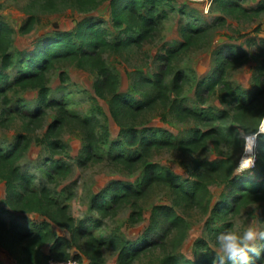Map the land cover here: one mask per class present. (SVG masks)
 Segmentation results:
<instances>
[{"label":"rangeland","instance_id":"374dc122","mask_svg":"<svg viewBox=\"0 0 264 264\" xmlns=\"http://www.w3.org/2000/svg\"><path fill=\"white\" fill-rule=\"evenodd\" d=\"M236 2L248 6L254 1L250 4L247 0ZM156 8L161 17L157 31L149 40L140 44L130 43L117 50L106 49L102 56L116 76L118 93L135 104L152 96L153 90L145 81L152 79L159 57L165 55L167 49L179 48L183 27H202V31L194 32L193 44L178 49L169 59L164 76L168 94L165 102L151 101L137 113L113 111L107 92L98 94L93 90V69L79 66L74 61H57L44 75L47 96L51 102L62 104L65 116H70L54 127L56 134L53 137L62 141V149L49 150L41 137L48 123L60 118L59 110L56 105L48 104L41 115L34 117L38 122L29 119L37 102V90L12 84V77L19 70H29L19 53L51 36L54 29H71L84 15L98 16L99 26L106 30L109 38L116 35L121 38L124 34L135 37L137 28L118 32L120 29L110 20L107 0L88 10L78 9L67 0H0V20L11 27L7 48L9 63L0 68L5 74L0 79V147L9 146L18 132L27 136V145L17 160L19 167L34 175V184L46 185L54 200L65 203L76 221L82 219L90 223L91 235L99 243H105L100 246L102 264H116L115 243L123 239L138 246L143 244L131 264H160L161 258L169 254L201 264L198 243H206L209 255L214 259L216 235L226 231L224 221H230V229L237 232H243L251 222L264 228L263 201L260 200L243 203L236 210L214 212L213 208L224 191L223 181L214 172H206L202 177L208 193L200 205L177 202L169 187L162 183L140 188L142 166L148 161L159 163L184 182L197 178L201 173L196 165L200 159L225 157L236 172L243 149L236 135L237 129L242 127L230 119L235 99L221 96L215 89L200 103L195 99L194 89L198 82L207 79L218 62H223L226 80L243 90L240 97L244 101H254L253 111L244 120L248 125L255 123L259 113L261 115L264 111V92L258 97H250L253 76L257 73L258 64L264 60V12L255 15L238 11L227 13L220 9L219 0H161ZM176 70L182 71L183 81L176 94L177 103L205 116L209 112L220 111L227 112V115L210 123L204 121V116L203 120L175 119L171 112V101L175 96L171 80ZM74 117L90 119L95 143L92 155L87 159L82 148L84 129ZM209 126L221 128L223 137L219 140L210 138L194 151L151 147L142 155L139 146L126 142L130 129L138 135L154 132L160 136L167 132L172 139H182L189 137L195 129ZM120 155H141V158L131 167H125L115 160V156ZM255 155V167L239 175L259 176L257 169L264 167V138L260 139ZM50 159L63 162L68 167L67 173L63 176L50 174L47 168ZM115 180L134 188L135 194L104 213L89 208L91 196ZM154 204H168L183 217L185 230L182 239H176L174 229L163 217L151 212ZM0 216L21 231L29 228L32 222L48 220L53 233L68 239L69 256L77 264L88 261L89 246L84 235L74 237L68 228L36 211L12 208L4 202L2 181ZM155 236L158 238L153 241ZM18 255V246L6 247L0 243V264H19ZM259 264H264V260H259Z\"/></svg>","mask_w":264,"mask_h":264},{"label":"trees","instance_id":"16d2710c","mask_svg":"<svg viewBox=\"0 0 264 264\" xmlns=\"http://www.w3.org/2000/svg\"><path fill=\"white\" fill-rule=\"evenodd\" d=\"M71 5L78 9L88 10L95 8L103 0H67ZM109 17L114 26L120 29L118 32H125L133 27L137 28L135 37L130 34H124L123 37L116 35L109 38L106 30L99 26L100 18L93 14L84 15L75 21L71 29H54L52 35L44 40H39L30 50L21 51V57L27 63L29 70H19L12 77V84L20 87H34L37 90V102L32 110L29 119L38 122L37 117L44 111V107L53 104L58 107L59 117L48 123L41 137V141L49 150L62 149L63 143L58 138L53 137L56 134L54 127L57 122H62L70 115H66L65 107L57 102L50 101L47 96V86L44 81L45 72L57 61H74L79 66H87L94 70L95 78L92 81L93 90L102 94L107 92L111 109L119 111L139 112L145 106H149L156 100L164 103L167 97V90L164 87V76L167 71L169 59L174 56L178 49L188 47L195 40L194 32L202 31V27L195 29L185 26L182 29L183 40L176 50L167 49L165 55L159 57L157 70L152 79L145 82L153 90L152 96L143 101L131 104L116 90V76L107 66L102 52L106 49L117 50L125 47L127 44H140L149 40L158 29V20L161 17L157 10L161 0H107ZM220 9L227 13L238 11L244 14H258L264 12V0H257L253 5L244 6L238 4L236 0H219ZM11 27L0 20V68H5L9 63L7 48L11 40ZM0 71V79L4 77ZM144 82V83H145ZM182 71L176 70L172 76L171 89L175 96L171 101V112L175 119L184 120L187 118L208 121L222 120L227 112L218 113L209 112L206 116L196 112L188 106L177 103V93L182 83ZM220 92L221 96H228L235 99L234 110L231 114V120H234L242 129H256L262 119L264 111L259 113L255 123L248 125L245 123V117H248L254 108V101L248 99L244 101L240 96L243 93L237 86H232L224 77L223 62H218L209 73L207 79L201 80L196 84L194 95L197 102L203 103L214 90ZM264 92V60L257 66V73L253 76V91L250 97H258ZM34 118V119H33ZM84 131L83 150L86 159L92 155L93 145L95 143L94 135L91 130L90 119L74 117ZM33 121V122H35ZM242 125H240V124ZM219 127L209 126L204 129H195L189 137L182 139H172L164 132L157 136L154 132L150 135L129 130L126 142L129 145H137L142 155L151 147H173L184 151H194L202 147L210 138L219 140L223 137V132ZM264 136H261L260 139ZM27 145V136L20 132L14 135L12 143L6 148L0 147V181L4 186V202L17 210H32L48 217L55 223L60 224L68 230L74 237L84 235L89 246L88 261L85 264H102L100 246L104 242H98L90 231V223L85 220L76 221L68 212L65 203H57L51 196L49 188L42 184H34V175L26 170H22L17 162ZM141 155L128 157L115 156V160L125 167H131ZM201 173L197 178L184 182L176 175L172 174L164 166L157 162L148 161L142 166V176L140 188H146L153 183H162L169 187L174 199L190 204L200 205L205 199L208 191L202 177L206 172H214L217 177L223 181L224 191L214 206V212H227L236 210L241 204L249 201H263L261 212L264 214V167L257 170L259 176L239 175L234 172L232 165L227 163L225 157L213 159H200L196 161ZM50 174L63 176L67 173L68 167L63 162L50 159L47 166ZM134 188L120 181H111L107 183L98 192H95L89 200V208L104 213L110 207L128 199L134 193ZM151 212L163 217L164 220L175 231L177 240L182 239L185 230L183 217L178 214L172 206L168 204H154ZM223 226L226 230L231 228L230 221H224ZM72 237V238H74ZM155 236L153 241H156ZM0 243L4 246H18L19 255L17 262L19 264H47L49 257L54 259H66L69 256L67 246L68 239L63 235L53 233L49 221L40 219L32 222L31 226L23 231L19 230L14 224L6 223L0 216ZM200 263L213 264V258L209 255V248L206 243L199 242ZM103 245V246H104ZM117 254L116 264H131V261L138 255L143 248L142 245H136L125 239L118 240L115 243ZM44 247H46L44 249ZM160 264H194L187 259H181L175 255L169 254L161 258ZM259 264V260L256 261Z\"/></svg>","mask_w":264,"mask_h":264},{"label":"clouds","instance_id":"9594fccd","mask_svg":"<svg viewBox=\"0 0 264 264\" xmlns=\"http://www.w3.org/2000/svg\"><path fill=\"white\" fill-rule=\"evenodd\" d=\"M236 135L242 142V156L237 174L250 172L255 167V149L260 137L264 136V121L256 129H237ZM213 264H256L264 260V228L251 222L243 232L228 229L216 235Z\"/></svg>","mask_w":264,"mask_h":264},{"label":"built area","instance_id":"2783aa9c","mask_svg":"<svg viewBox=\"0 0 264 264\" xmlns=\"http://www.w3.org/2000/svg\"><path fill=\"white\" fill-rule=\"evenodd\" d=\"M47 264H77L76 260L68 257L66 259H54L49 257L46 261Z\"/></svg>","mask_w":264,"mask_h":264},{"label":"crops","instance_id":"0c3cea01","mask_svg":"<svg viewBox=\"0 0 264 264\" xmlns=\"http://www.w3.org/2000/svg\"><path fill=\"white\" fill-rule=\"evenodd\" d=\"M252 1H254V2L251 3ZM256 1H257V0H247V4H250V3H251L250 5H253L254 3H256ZM263 121H264V119H263Z\"/></svg>","mask_w":264,"mask_h":264}]
</instances>
